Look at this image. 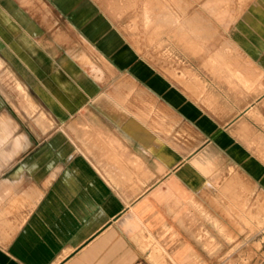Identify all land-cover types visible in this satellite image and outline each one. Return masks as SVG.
<instances>
[{
    "label": "crops",
    "instance_id": "crops-1",
    "mask_svg": "<svg viewBox=\"0 0 264 264\" xmlns=\"http://www.w3.org/2000/svg\"><path fill=\"white\" fill-rule=\"evenodd\" d=\"M241 1L219 52L240 78L169 80L112 25L91 48L139 100L63 66L68 79H39L60 105L45 131L59 126L0 186V264H232L227 248L258 236L244 218L258 223L264 193V0ZM201 147L237 171L235 192L209 189Z\"/></svg>",
    "mask_w": 264,
    "mask_h": 264
},
{
    "label": "rangeland",
    "instance_id": "rangeland-1",
    "mask_svg": "<svg viewBox=\"0 0 264 264\" xmlns=\"http://www.w3.org/2000/svg\"><path fill=\"white\" fill-rule=\"evenodd\" d=\"M238 4L242 1L0 0V186L31 152V147L59 126L55 122L51 130L45 131L52 124L46 112L60 111V105L42 86L40 80L43 78L65 80L68 77L61 67L72 69L76 76L84 74L98 79L101 92L109 93L107 95L121 107H124L126 97L119 94L131 93L134 100L145 93L141 86L128 82L125 87L120 84L128 79L127 75L113 72L102 56L91 48L90 44L98 42L99 38L105 46L110 39L114 40V32L108 30L110 26L114 25L138 55L169 80L176 79L175 75L183 79L190 76L214 79L220 78V74L225 78H240L239 73L219 65L226 57L229 60L226 54L220 58L219 52L224 49L220 48V43L225 45L223 36ZM107 18L113 24L108 23ZM173 65L175 68L179 65L180 70H173ZM80 66L84 70L80 71ZM50 68L57 70L56 73L49 72ZM60 90L65 91L58 88L59 93ZM130 105L136 107L142 103L134 101ZM6 121L12 125H5ZM260 122L264 125V120ZM181 128L188 129V126L181 122ZM199 144L196 136V146ZM177 146L181 153L189 152L184 150L188 147L182 143ZM202 149L196 152L195 158L200 161L201 172L212 176L209 189L235 192L241 186L233 182L237 171L230 166H220L224 162L220 153H206ZM259 201L258 223L252 226L251 218H244L245 226L250 228L245 234L256 233L258 236L251 241L240 240L237 246L227 248L230 258H238L236 264H264L262 192ZM234 260L232 264H235Z\"/></svg>",
    "mask_w": 264,
    "mask_h": 264
},
{
    "label": "bare ground",
    "instance_id": "bare-ground-1",
    "mask_svg": "<svg viewBox=\"0 0 264 264\" xmlns=\"http://www.w3.org/2000/svg\"><path fill=\"white\" fill-rule=\"evenodd\" d=\"M17 84H18V83H17ZM18 85H19V84H18ZM20 89H21V87H20ZM23 107H24V106H23ZM26 112H28V111H26ZM40 113H41V112H40ZM39 116L42 117L41 114H40ZM39 116H38V117H39ZM43 116L45 117L46 115L43 113ZM4 118H5V117H4ZM45 118L47 119V117H45ZM3 120H4V119H3ZM5 120H6V119H5ZM7 120L9 121V119H7ZM12 120H13V119H12ZM40 120H41V118H40ZM40 120H38V121H40ZM42 120L45 121V119H42ZM47 121H49V119H48ZM47 121H46V123H47V125H48V122H47ZM3 122H5V121H3ZM13 122H14V121H13ZM40 122H41V121H40ZM5 125H10V124H7V121H6ZM11 125H12V124H11ZM11 125H10V126H11ZM47 125H46V126H47ZM46 126H45V127H46ZM4 127H5V126H4ZM4 127H3V129H4ZM6 128H7V127H6ZM9 129H10V127H9ZM45 129H46V128H45ZM4 130H5V131H4ZM4 130H3V131H4L5 133L8 132V131H6V129H4ZM10 130H11V129H10ZM4 132H3V133H4ZM3 133H2V134H3ZM4 136H5V134H4ZM0 138H1V137H0ZM2 138H3V137H2ZM3 139H5V138H3ZM0 140L2 141V139H0ZM1 143H2V142H1ZM5 143H6V142H5ZM3 144H4V143H3ZM3 144H2V145H3ZM15 144H16V142H15ZM12 145H13V143H12ZM14 146H15V145H14ZM11 148H12V147H11Z\"/></svg>",
    "mask_w": 264,
    "mask_h": 264
}]
</instances>
